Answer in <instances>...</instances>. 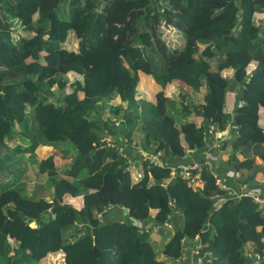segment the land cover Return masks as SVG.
<instances>
[{"label":"trees","instance_id":"1","mask_svg":"<svg viewBox=\"0 0 264 264\" xmlns=\"http://www.w3.org/2000/svg\"><path fill=\"white\" fill-rule=\"evenodd\" d=\"M62 2L0 0V173L15 175V153H36L51 188L47 198L0 181V264H41L57 252L62 264H172L185 237L211 264H264V213L220 187L203 156L210 142L228 146L221 159L234 181L264 183L255 176L264 175V15L255 17L264 0ZM68 71L80 79L68 82ZM140 72L155 87L152 100L135 97ZM173 83L180 105L165 92ZM110 98L118 102L103 116ZM136 131L161 165L131 150ZM13 133L26 144L10 146ZM55 151L68 158L62 168ZM188 151L197 165L184 176L175 163ZM110 207L123 212L106 217ZM147 222L171 229L155 240Z\"/></svg>","mask_w":264,"mask_h":264},{"label":"rangeland","instance_id":"2","mask_svg":"<svg viewBox=\"0 0 264 264\" xmlns=\"http://www.w3.org/2000/svg\"><path fill=\"white\" fill-rule=\"evenodd\" d=\"M64 1H68V0H64ZM66 2H62V6L66 9L67 8V3ZM264 15V11H262L261 13H256V15H255V17L257 18V19H259V18H261L262 16ZM14 21V20H13ZM13 27H12V30H11V36L13 37V38H17V35L19 36V35H21V30H20V28H19V26H18V23H17V21H15L14 22V24L12 25ZM170 31V33H171V38H173V41H175V40H177L178 41V37H176V32L175 31H173V30H169ZM162 32H163V36L165 37V38H167L168 39V34H169V32H168V34H167V31L165 30V29H163L162 30ZM181 40V39H180ZM179 40V41H180ZM174 43H176V42H174ZM173 44V43H172ZM253 62H250V64H248V66H247V69L250 71V69H252V67H253ZM224 75H227V74H231V71L229 70V69H225L223 72H222ZM66 77H67V79H68V82L69 81H72V80H74V79H80V76L76 73V72H74V71H68V72H66ZM148 76L146 75V73H141V78H140V80H139V82H138V85H137V88H136V94H135V97H136V99H140V98H143V99H148V100H152V99H154V91H155V87L153 86V87H151V85H149L148 83H146L145 82V79L147 78ZM147 79H150V81H151V78H147ZM165 92H166V94L167 93H169V95H170V97L171 98H173V99H175V101H176V105L177 104H179L180 105V100H179V95H178V92H177V84H169V85H166V87H165ZM228 95H230V94H228ZM197 99V95L196 94H194V93H190V96L189 97H187V100H196ZM231 99H233L231 102H229V104H230V108H228L229 110L228 111H230L231 110V108H232V104H233V101H234V93H232V95H231ZM118 102V98H114V99H109V100H107L106 102H105V105L102 107V110H101V113H102V115L103 116H107V115H109V114H111V112H110V110H109V108H110V105H113V104H115V103H117ZM230 115H232V113L230 112L229 113ZM94 116H96L95 114H93ZM112 115H117L116 113H114L113 112V114ZM181 116H182V118L180 117V118H178L179 120L180 119H189L190 118V116L188 115V114H181ZM114 116H111V119L113 118ZM197 117V116H196ZM194 120L195 121H199V119L198 118H195V116H194ZM229 124V123H228ZM263 127V126H262ZM263 129H264V127H263ZM229 130H230V128H229ZM228 128L225 130V136H223V137H227L229 134H228ZM33 132L35 131V128L32 130ZM217 134H221V132L220 131H218V130H215V133H214V135H217ZM18 138V135L16 134V133H13V135H12V137H11V139H9V138H7L6 139V142L10 145V146H14V144H17V143H21L22 145H24V144H26V142H24V141H22V140H20V139H17ZM138 139H139V133L136 131V132H134L133 133V147H132V149L131 148H128V149H131V150H135L138 154H141V155H145V156H148L147 154H148V152L146 151V150H144V149H142L139 145H138ZM216 143V142H215ZM215 143H213L212 145L213 146H211L210 147V150L209 151H215V152H217L219 155H221L224 159L226 158V156H227V149H228V146H227V148H222V149H220L219 147H217L216 145H215ZM219 144V140L217 141V145ZM127 147V145L126 144H122V147ZM56 152V151H55ZM30 152L29 151H26V152H17V153H15V159H14V162H15V165H14V168L16 169L17 168V170H16V172H15V175L13 174V175H10V176H8V177H6V176H3L2 174H3V172L2 173H0V181H4V183H12L13 181H17V180H19V181H21L22 183H24L23 184V187H24V192H26V193H29V194H31V193H34V191H39V193H42L41 195L43 196V197H47V198H51V196H50V191H51V188H50V186H48L47 185V183H46V181H45V179L44 178H40L38 175H37V172H36V160H37V158H38V156H37V154L35 153V156H31L30 154H29ZM56 165H59V166H61L60 168H62L63 167V165H65V164H63L64 162H66L67 161V159L68 158H66V157H60L59 156V152H56ZM133 157L135 158V155H133ZM150 157H152V156H150ZM133 158V159H134ZM222 158V159H223ZM255 158H257V157H255ZM203 159V158H202ZM134 161H135V159H134ZM255 161H257V159H255ZM63 164V165H62ZM128 168H130V166L128 165ZM132 169V172L135 174V175H137L138 174V169L136 168V169H133V168H131ZM213 170V169H212ZM260 171V172H259ZM60 173L61 174H63L64 173V168L62 169V171H60ZM226 173V175H228V176H230L231 175V173H232V177H235L236 175H235V171H233V172H231V171H229V172H225ZM255 176L256 177H259V178H261V179H259L258 180V182H261L263 179H264V175H263V172H262V170L261 169H259L258 168V170H257V172H256V174H255ZM263 178V179H262ZM196 179V178H195ZM220 179H221V177H220V174L218 175V173L216 174V177H215V181H216V183L218 182V183H221L222 184V181H220ZM194 185L195 184H197V180H195V181H191ZM224 183V182H223ZM225 185H226V183H224ZM4 185V184H3ZM2 185V186H3ZM242 185V183L241 184H239L238 186L240 187ZM250 185H254L255 187L257 186L261 191H264V183H260V184H254V183H252V182H246L245 183V185H244V187L243 188H247V187H249ZM227 186V185H226ZM226 188H228V186L226 187ZM6 192H7V190H5ZM5 191H3L4 193H6ZM2 192V193H3ZM231 193H235V191L234 190H232L231 189ZM238 194V192H236L235 193V195H237ZM238 196V195H237ZM46 198V199H47ZM46 199H44V201L45 202H47L46 201ZM48 203V202H47ZM178 216H176V218H177ZM144 227L145 228H147L148 230H149V234L151 235V237L153 238V239H157L158 238V236L161 234V232L164 230V231H168V230H170L171 228L166 224L165 225V228H163L162 230H161V228L160 227H157V225L155 224V223H153V222H147V223H145L144 224ZM183 242H184V244H185V247L187 248V247H189L190 245H193L192 247H193V250H192V252H190V253H192L193 255H194V258H193V260H194V264H211V262H210V258H208L207 256H203V255H198V253H197V247H198V244L196 243V238H194V239H191V238H189V237H185V238H183ZM185 248V249H186ZM184 249V250H185ZM185 252V251H184ZM62 257H61V253H59V252H57V253H49V254H47V256L45 257V258H43V260H42V262H41V264H62V259H61ZM184 261L186 262V260H185V258H184V253L181 255V256H179L178 258H175V259H173L172 261H171V263L172 264H184ZM203 261H205L204 263H203ZM36 264H40V263H36Z\"/></svg>","mask_w":264,"mask_h":264},{"label":"crops","instance_id":"3","mask_svg":"<svg viewBox=\"0 0 264 264\" xmlns=\"http://www.w3.org/2000/svg\"><path fill=\"white\" fill-rule=\"evenodd\" d=\"M139 76H140V78H141V72L139 73ZM147 78H149V77H147ZM145 79V82L146 83H148L149 85H151V87H153V85H152V81H150V79ZM233 115V114H232ZM231 115V116H232ZM258 123L261 125V126H263L264 127V111H261V112H259V115H258ZM228 134H230V132L228 131ZM225 136V135H224ZM229 136V135H228ZM214 142H210V143H208V144H206V146H205V150L203 151V156L205 155V154H209V156H208V159H209V161H208V159H207V162L210 164V166H211V168L213 169V171H215L216 173H218V175L220 174V177H221V175L224 173V175H225V172H227V171H231V172H233V170L232 169H230L227 165H226V163H225V161L224 160H222L221 158H223L221 155H219L217 152H215V151H213V153L211 154L212 156H210V153H209V150H210V147L211 146H213L212 144H213ZM191 159H193V155H192V153H191V151H188L187 153H186V156H184V157H182L181 159H177V161H176V163L175 164H177V165H179V166H187V165H189L188 164V160H191ZM224 159V158H223ZM183 163H186V164H183ZM195 163H197V162H192L190 165H193V164H195ZM172 166H174L173 164H172ZM233 178H235V177H232V173H231V177H229L228 176V178H223V177H221V179H220V181H222V182H224V183H226V185L228 186V187H230L232 190H237V188H238V183H236L235 181H234V179ZM123 211H116V210H114V208L113 207H110V208H108L106 211H105V215H106V217H111L112 215H114V214H117V215H119V214H121ZM117 215H116V217H117ZM151 215H152V213H151ZM176 216H178L177 217V219H176V221H177V223L178 224H180L181 223V216L180 215H176ZM193 245H190L189 247H185L186 249H185V252H184V258H185V260H186V262L184 261V264H194V260H193V258H194V255L192 254V253H190V252H192V250H193V247H192ZM176 264V263H175Z\"/></svg>","mask_w":264,"mask_h":264},{"label":"built area","instance_id":"4","mask_svg":"<svg viewBox=\"0 0 264 264\" xmlns=\"http://www.w3.org/2000/svg\"><path fill=\"white\" fill-rule=\"evenodd\" d=\"M211 128V126L209 127ZM148 156H145V158H148L149 160L153 161L154 163H157L159 165L162 164V162L159 160L158 156H157V153H150L148 152L147 154ZM152 156V157H150ZM208 159V155L205 154L204 155V161H207ZM197 163L193 164V165H187V166H180V170L178 171L180 174H183L184 176H188V167H193V166H196ZM171 167V171L170 173H175V171L173 170V168H175L174 166H170ZM237 173H235L236 175ZM196 178V179H195ZM190 180L191 181H195L197 180V185H200V180H199V177H198V173H195L193 174L191 177H190ZM217 184L220 186V187H223V188H226L227 186L222 182L221 183H218ZM245 184L241 185L239 187V190L237 191L238 192V196L239 195H247L251 198L252 201H254L256 203V206L257 208L264 213V191H261L257 186L255 187L254 185H250L249 187L247 188H243ZM236 193V192H235ZM236 195V196H237ZM215 206H217V204H214ZM126 210V209H124ZM157 225V227H159V224L158 223H155ZM168 225L170 227V223H165V225ZM147 229V228H146Z\"/></svg>","mask_w":264,"mask_h":264},{"label":"water","instance_id":"5","mask_svg":"<svg viewBox=\"0 0 264 264\" xmlns=\"http://www.w3.org/2000/svg\"><path fill=\"white\" fill-rule=\"evenodd\" d=\"M222 108H223V109H225V107H224V106H223Z\"/></svg>","mask_w":264,"mask_h":264}]
</instances>
